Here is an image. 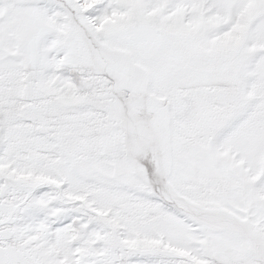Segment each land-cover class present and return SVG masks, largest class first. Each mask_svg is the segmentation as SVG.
I'll return each mask as SVG.
<instances>
[{
    "label": "snow or ice",
    "instance_id": "obj_1",
    "mask_svg": "<svg viewBox=\"0 0 264 264\" xmlns=\"http://www.w3.org/2000/svg\"><path fill=\"white\" fill-rule=\"evenodd\" d=\"M0 264H264V0H0Z\"/></svg>",
    "mask_w": 264,
    "mask_h": 264
}]
</instances>
